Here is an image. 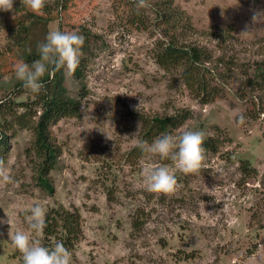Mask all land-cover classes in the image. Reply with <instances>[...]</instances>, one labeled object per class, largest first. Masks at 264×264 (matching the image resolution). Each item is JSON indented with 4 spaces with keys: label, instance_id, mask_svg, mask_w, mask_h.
<instances>
[{
    "label": "rangeland",
    "instance_id": "1",
    "mask_svg": "<svg viewBox=\"0 0 264 264\" xmlns=\"http://www.w3.org/2000/svg\"><path fill=\"white\" fill-rule=\"evenodd\" d=\"M59 1L46 0L44 8L55 11ZM71 2L67 17L75 26L62 23L63 30L75 32L83 24L104 45L87 61L80 114L52 126L60 149L48 175L53 192L39 181L33 130L18 123L5 127L0 158L14 182H0V218L7 213L12 232H31L25 210L34 205L46 214L59 206L79 212L82 234L70 251L71 264H264V92L247 88L238 67L264 58V0H147L139 9L136 0ZM126 3L137 8L136 23ZM174 9L182 19L163 21ZM59 25L55 20L51 29ZM169 30L181 43L208 52L212 70L224 71L226 62L235 61L231 74L213 81L224 84V97L203 103L177 71L157 63L159 41H170ZM6 36L0 32L1 45ZM7 79L0 77L2 105L9 100L2 87ZM247 96L256 110L249 109ZM11 97L22 112L18 103L35 93L20 88ZM183 108L194 118L168 134L201 130L217 140L216 150L203 147L201 168L191 174L135 146L142 139L133 112L165 116ZM243 160L254 169H245ZM158 164L177 179L172 193L142 186L144 168ZM9 230L0 224V264H22ZM31 236L44 246L55 244L43 231Z\"/></svg>",
    "mask_w": 264,
    "mask_h": 264
},
{
    "label": "trees",
    "instance_id": "2",
    "mask_svg": "<svg viewBox=\"0 0 264 264\" xmlns=\"http://www.w3.org/2000/svg\"><path fill=\"white\" fill-rule=\"evenodd\" d=\"M71 3V0L59 1L61 8L58 6V9L54 11L48 6L37 14L23 6L21 0H14L13 11H0V32L5 31L7 35L3 45L0 44V77L8 76V79L2 82V87L7 91L5 98L9 99L6 104L0 103V128H2L0 143L6 141L8 136L5 133V127L11 129L15 123H18L22 127L31 128L35 135L34 147L40 157L39 181L50 192L54 191V187L51 185L48 175L56 167L60 155V149L53 139L52 126L62 118L80 114L81 92L84 93L87 88V61L102 49L104 43L99 44L100 36L89 30L88 27L83 24L78 25L79 28L77 27L75 32L84 37L80 48L78 67L72 73H68L66 69L62 68L46 74L43 78L45 88L35 94V98L30 100L31 102L18 103V106L24 107L22 112L17 107L13 108L15 102L11 97L13 92L20 88L23 89L21 83L15 79L14 65L20 60L31 64L34 60L39 59L37 44L43 41L47 33L52 30L51 24L55 20L59 21L58 30L61 32H66L63 30L62 23L75 26L74 22L67 17V10ZM125 6V11L128 9L131 13L135 11L132 23H136L139 19L137 8L129 7L127 3ZM181 15V11L174 9L168 14H163L162 17L163 21L167 20L168 22L171 18L181 20ZM169 24L167 23V25ZM167 34L170 36L168 43L159 41L157 63L166 71H177L185 85L200 97L203 103L224 97V84L222 82L216 84L213 81L217 80L219 76L225 77L226 74H231L235 67L237 68L234 64L235 61L226 62L224 71L217 67H215L217 70H212L206 65L212 60V56L208 52L197 46L181 43L173 30L167 31ZM238 67L239 72L245 77L244 85L247 88L259 89L264 92V58L249 63H240ZM215 74L217 77L214 78ZM248 99L252 101L249 109L256 110V101L250 97ZM4 106H7L8 109L5 110ZM36 107L41 110L39 115H37ZM261 111L264 112V106ZM132 114L141 123L140 137L142 141L148 143L162 134L177 130L195 116L189 108L179 109L177 112L165 116H145L136 112ZM203 147L216 150L217 140L212 136L205 137ZM243 165L245 169H254L248 160H243ZM44 222L43 232L46 240L53 238L55 243L62 242L69 252L82 234L80 213L63 206L51 208L46 214Z\"/></svg>",
    "mask_w": 264,
    "mask_h": 264
},
{
    "label": "clouds",
    "instance_id": "3",
    "mask_svg": "<svg viewBox=\"0 0 264 264\" xmlns=\"http://www.w3.org/2000/svg\"><path fill=\"white\" fill-rule=\"evenodd\" d=\"M46 0H21V4L34 13H40ZM137 8L147 7V0H136ZM14 0H0V11H13ZM14 18V16H13ZM254 16L253 20L256 21ZM84 37L76 32L51 30L45 39L37 44L39 59L31 64L20 60L14 65L15 79L25 90L38 94L45 88L46 74L59 69L72 73L79 65L80 48ZM139 107V106H138ZM243 114L239 120L243 121ZM204 132L201 130H184L179 135L162 134L151 143L138 141L135 145L142 153L158 156L161 160H170L175 168L184 174L196 173L204 160ZM0 182L13 183L8 173L5 160L0 158ZM144 190L152 193H172L177 186V179L169 166L164 164L150 165L144 168ZM28 213V227L31 230L11 231V220L0 218V224L10 225L9 238L22 256V264H71V254L64 244L57 241L52 247L33 240L31 233L42 232L45 227V209L34 205L25 210Z\"/></svg>",
    "mask_w": 264,
    "mask_h": 264
}]
</instances>
